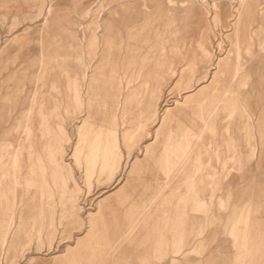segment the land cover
Wrapping results in <instances>:
<instances>
[{
	"label": "rangeland",
	"instance_id": "374dc122",
	"mask_svg": "<svg viewBox=\"0 0 264 264\" xmlns=\"http://www.w3.org/2000/svg\"><path fill=\"white\" fill-rule=\"evenodd\" d=\"M131 6L140 9L138 14H159L155 53L166 61L169 73L160 60H150V82L166 75L154 121L146 111L147 89L135 96L129 107L132 116L123 120L126 99L139 84L148 48L133 45L128 54L125 43L116 61L119 77L97 70L106 48V16L119 10L125 13H120L122 19L128 15L134 20L135 12L126 11ZM238 24L243 27L239 38ZM251 26H264V0H0V62L9 63L8 71L0 74V232L12 231V240L25 209L35 220L29 243L17 247L11 264L105 263L104 232L95 234L88 222L98 205L114 204L106 224L110 235L116 233V225L124 224L123 205L116 202L122 189L133 184L138 198L144 199L161 185L163 172L157 158L169 142L168 129L176 131L191 119L202 124L199 116L204 111L199 109L226 92L216 136L207 134L192 142L193 152L200 150L201 165L193 174L190 198L202 200L199 222L189 230L194 234L191 244L180 253L161 254L155 236L147 237L141 230L111 250L108 264H264V44L250 41ZM76 35L84 39L86 50L95 53L92 58L81 61L73 54ZM91 37L96 41L89 47ZM118 40L116 36L114 41ZM238 52L246 66L256 67L252 89L241 95L231 86L229 74L218 72V63L234 61ZM46 59L56 69L44 71ZM10 76L17 81L25 78L27 91L13 113L3 86L9 84L11 91L17 87L14 81L9 83ZM70 82L80 89L79 104L71 100ZM251 97L258 103L248 107L246 99ZM22 113L23 125L14 136H7ZM231 113L236 121L229 119ZM113 116L116 139L111 138L108 152L120 160L121 169L107 182L99 156L93 164L92 148L95 130L111 129ZM227 130L235 146L234 160L225 166L227 154H221V161L215 155L218 146H227ZM52 153L68 167L69 188L77 201L60 194ZM133 168L144 170L131 176ZM179 173L166 175L175 183ZM11 205L13 217L7 229ZM38 210L43 213L38 215L42 227L36 223ZM138 236L143 244L137 242ZM8 263L3 253L0 264Z\"/></svg>",
	"mask_w": 264,
	"mask_h": 264
},
{
	"label": "bare ground",
	"instance_id": "6f19581e",
	"mask_svg": "<svg viewBox=\"0 0 264 264\" xmlns=\"http://www.w3.org/2000/svg\"><path fill=\"white\" fill-rule=\"evenodd\" d=\"M169 1H172V0H169ZM242 1L244 2L245 0H242ZM142 6L148 8L144 4ZM213 6L215 9H217L219 7L216 4H213ZM127 8H128V10H126V11L130 12V14L135 12L134 14L136 15V18L134 20L132 18L128 17V15L125 16L126 20L124 18L122 19L119 15L121 12L122 13H124V12L119 11V10L112 11L111 13H109L106 16L105 25L107 26V31L105 29V32H107V33L104 32L105 38L103 39V45L106 46V48L103 52L102 59L100 61L99 66L97 67V70L99 72H101L102 75H108L111 78L119 77L120 70L118 68L116 61H117V56H119L118 54L122 51L123 46H125L124 44L126 43L125 47H126L128 54L130 53V50L132 49L133 45H136V46L141 47V48H148L147 53L144 55V58L142 60L141 69L139 70V75H138L139 84L134 91H131L128 94V97L126 99L125 104L127 106L125 107V113L123 114V120H127V119L131 118L130 116H132V115H131V113H129V109H130L129 107H130V104L133 103L135 96L144 92L143 90L147 89L146 92L148 94V98H147V103H146L147 104L146 105V111L149 115V119L151 121L152 120L154 121L155 118L157 117V114L159 111V109L157 107V102L159 101V98H160L162 81H163V79H166V75L158 76L155 80L150 82L147 79V75L149 73L148 72V64H149L150 60H152V58H156V59L160 60L161 64L165 68V73H169V69L166 65V61L157 58L156 53H155L156 48L158 47V44H159V43H155V41H154L156 33L159 30V25L157 24L158 20H159V17H158L159 14H157V13L148 14L145 12H143V14H141V13L138 14V12L140 10L138 7L131 6V7H127ZM242 29H243V27L238 24L236 27V34H237L238 38L243 33ZM247 32H248V36H249L251 42L258 40L260 42L259 45L264 44L262 42L263 40L261 39V38H264V26L262 27V29H257V28H254L253 26H251ZM116 36L119 37V40L117 42L114 41V39L116 40ZM259 37H261V38H259ZM83 38H84V36H83ZM100 39H101V37H100ZM83 40L84 39H82L76 35L74 37V40H73V43L71 46L73 54L76 55L78 57V59H80L81 61L86 59V56H88L89 58H92L95 55V53L93 55V52L85 49V45H84ZM89 41H90L89 47H92V45L96 41V39L91 37V38H89ZM197 43L198 42H196V44ZM242 59H243L242 55L240 54V52H238L237 57L234 61L229 62V63H225V64H221L220 62L218 63V72L220 73V75L222 76L223 74H229V77H230L229 82H230L231 86H235L240 95L244 93L245 89H252L253 81H254V77H255L254 76V73H255L254 69H256V67L252 68L251 65L246 66V63L243 62ZM0 63H1L0 64V74L3 75L5 73V71H8L9 63L8 64H6L4 62H0ZM53 66L54 65H52V62L46 59L45 66L43 67V70L47 71V70L56 69V67H53ZM172 73H173V71H171V74ZM24 79L17 81L16 78H12V76H10V78L8 80L9 83L11 81H14L15 85L17 86L12 91L10 90L9 84L3 85L7 89V93H6L7 96L5 99H6V102L10 104V110H9L10 113L15 112L19 102H21V100L27 96L26 84L24 82ZM6 82H5V84H6ZM68 90H69V94L72 95V97H71L72 101H74L78 104L82 102L80 89L77 85L70 82L68 84ZM228 93L229 92H226L224 94V97H221L219 99L212 98L209 102L205 103L202 106V108L199 109V111H204V112L200 113V116H199L201 121H203L202 124L200 122H196L195 120L191 119L190 122H186V121L183 122L176 131H173L170 128L168 129L169 136H170L169 142L166 145V147L162 150L159 157L157 158V164L165 172L168 173V172L183 171L182 169L184 168L185 180L190 181L191 185L195 184V177L193 176V174L197 173L198 170L200 169L201 153H200V150L196 151L195 153L193 152L192 142L194 140H199V139L205 137L207 134H210L212 136H216V133L218 131V125H219L218 124V118H219L220 111H221L220 107L225 104L226 99H227L226 97L228 96ZM97 100H99V99L97 98ZM246 101H247L248 107L255 106L256 103H258V101L255 100V98L253 99L252 97L247 98ZM90 107L93 108L92 103L90 104ZM98 110H100V108H98ZM206 112H207V114H206ZM241 112L243 113L242 110H241ZM102 114H104V113H102ZM22 117H24L23 113H22V116H19V118L17 119V122L15 123V127L13 126L14 129H12V127H10L7 130V136H14V130H16V132H17L21 128V126L23 125V118ZM229 119L236 121V115L231 113L229 115ZM248 121H250V120H248ZM165 123H166V119H165ZM110 125H111L110 128L112 130L111 129L107 130V129L102 128V127L97 128L95 130L97 139H96L95 145H93V148H92L93 164L97 163L98 156H99L100 164H101L100 172H101L102 177L105 178V181H107V182H111L114 179V177L117 173V170L121 169L120 160L116 157L111 156L112 154L110 155V153L108 152L109 142H110L111 138L114 141L116 139L115 129L117 126V122H116V118L114 116L112 118V122L110 123ZM166 125L168 126V123ZM227 131H229L228 132L229 133V139L231 141L229 143L232 144L231 146H232V148H234L235 139L233 137V134L231 133L230 130H227ZM250 136H251V140L255 139V135L252 134ZM101 144H104L102 149L100 147ZM117 151H119V150H117ZM243 154H245V153H243ZM189 159H190V161L188 162ZM51 161H52L51 166L53 167V172H54L53 174L55 176L54 179L58 183L59 191H60V194L62 195L63 199L69 200L72 202L75 200L77 201V197L74 194L75 192L74 193L71 192L70 188H69L71 178H70V176H68V174H70V172H69L68 167L65 165V162L60 161L59 157L56 153H52ZM46 194L49 197L52 196V192L50 190H47ZM50 210L53 212V208H50ZM6 212L7 211H5V213ZM41 213H42V210H40V211L38 210L37 217H36V223L38 222V224H37L38 227L43 226L42 222H40L38 219V217H39L38 215H40ZM64 213L66 214L67 211L65 210ZM0 214H1V211H0ZM30 215L31 214H29V210L26 211V209H25L24 211H22V213L20 215V226H19L17 234L15 236L17 239L15 241H13L14 247H16L18 244H20L22 242L21 239L23 236L25 237V243L28 242V239L32 234L31 230L33 228V222L35 221L34 217L30 216ZM6 216L8 218V227H7V229H8L11 226V220H12V216H13V205H11V210H9L6 213ZM5 239H6V234H3L1 236L2 244L5 243ZM176 241H178V240L175 239V242ZM38 242L40 244L41 241L39 240ZM178 245H180V244H178Z\"/></svg>",
	"mask_w": 264,
	"mask_h": 264
},
{
	"label": "crops",
	"instance_id": "0c3cea01",
	"mask_svg": "<svg viewBox=\"0 0 264 264\" xmlns=\"http://www.w3.org/2000/svg\"><path fill=\"white\" fill-rule=\"evenodd\" d=\"M228 140L229 141H226L227 146H218L219 149L215 155V157H217L215 159L219 161L222 153L227 154L225 166L230 160H234L232 144L229 143L231 142L230 139ZM143 170V168H133L130 175L140 176ZM160 170L163 172L161 174V185L149 196H146V198H138L136 188L133 184L127 185L122 189L116 202L123 205L124 224L121 225L118 223L116 225V233L114 231V233L110 235L107 227L108 225L106 224L109 212L113 210L114 204H99L97 214L90 217L88 222L91 225V231H94L95 234L101 231L104 232L105 243H103L102 247L105 246V253L103 255L105 263L102 264L109 263L108 254L112 249L120 246V242L123 238L129 237L141 230L147 233V237L150 235L155 236V248L156 251L161 254L168 252L180 253L191 244V237H193L194 234H190L189 230L199 222L201 216L199 205L202 199L190 198V187L194 185H191L190 181L185 180L184 168L182 169L183 171H177L180 173L175 183L167 178V172L165 173L162 168H160ZM11 233L12 231L0 232V241L1 236L6 234L5 246L0 244V260L3 253H6V262L10 261L8 264L12 263L15 251L17 253V247L19 245L25 247L30 239L29 237L28 242L25 243V237L23 236L21 239L22 242L14 247L13 241L17 239L15 237L17 232H14L11 238L12 240H10ZM142 236L140 238L138 236L139 239H136L140 244H143L141 243ZM175 239L179 242H175Z\"/></svg>",
	"mask_w": 264,
	"mask_h": 264
}]
</instances>
